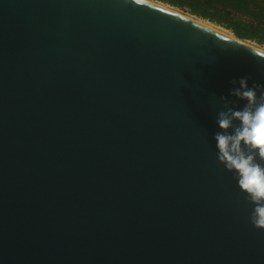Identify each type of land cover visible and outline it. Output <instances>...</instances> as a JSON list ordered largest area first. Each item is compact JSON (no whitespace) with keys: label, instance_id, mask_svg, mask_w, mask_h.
I'll return each mask as SVG.
<instances>
[{"label":"water","instance_id":"95a60500","mask_svg":"<svg viewBox=\"0 0 264 264\" xmlns=\"http://www.w3.org/2000/svg\"><path fill=\"white\" fill-rule=\"evenodd\" d=\"M251 49L147 0H0V264H264L213 138Z\"/></svg>","mask_w":264,"mask_h":264},{"label":"clouds","instance_id":"9594fccd","mask_svg":"<svg viewBox=\"0 0 264 264\" xmlns=\"http://www.w3.org/2000/svg\"><path fill=\"white\" fill-rule=\"evenodd\" d=\"M250 52L264 58V47ZM250 79L232 80L228 96L219 97L224 110L218 112L220 131L213 138L217 160L234 174L239 189L252 205L250 223L264 230V84L253 83L250 87ZM237 100L246 103L236 107Z\"/></svg>","mask_w":264,"mask_h":264},{"label":"trees","instance_id":"16d2710c","mask_svg":"<svg viewBox=\"0 0 264 264\" xmlns=\"http://www.w3.org/2000/svg\"><path fill=\"white\" fill-rule=\"evenodd\" d=\"M189 10L264 47V0H157Z\"/></svg>","mask_w":264,"mask_h":264},{"label":"bare ground","instance_id":"6f19581e","mask_svg":"<svg viewBox=\"0 0 264 264\" xmlns=\"http://www.w3.org/2000/svg\"><path fill=\"white\" fill-rule=\"evenodd\" d=\"M147 1H150L151 3L156 4V5L164 8V9H167V10L173 12V13L182 15V17H186L188 19L190 18V20H192V21H194L196 23H199V24H201V25H203L205 27H208L209 29H212V30H214V31H216V32H218V33H220L222 35H225V36L229 37V38H232V39L238 40L240 42H243L244 44H246V45H248V46H250V47H252L254 49L262 48L260 46L259 47L255 46V44L253 45V44H251V43H249V42H247L245 40L238 39L234 35V33H232L230 30H228V29H226V28H224L222 26H218L216 24H213V22L211 23L209 20H204V19H201V18H198V17L182 14L181 12L176 11L175 9L169 7L168 5L164 4L163 2H160V1H157V0H147Z\"/></svg>","mask_w":264,"mask_h":264},{"label":"rangeland","instance_id":"374dc122","mask_svg":"<svg viewBox=\"0 0 264 264\" xmlns=\"http://www.w3.org/2000/svg\"><path fill=\"white\" fill-rule=\"evenodd\" d=\"M165 4V3H164ZM166 5H168V4H166ZM169 7H171V8H173V9H175L176 11H179V12H181L182 14H186V15H189V16H194L189 10H187V9H180V8H178V7H173V6H171V5H168ZM194 17H197V16H194ZM198 18H200V17H198ZM202 19V18H201ZM204 20H206V19H204ZM212 23V22H211ZM213 24H215V23H213ZM217 25V24H216ZM219 26V25H218ZM247 42H249V43H251V44H255V46H260V47H263V46H261V45H259V44H257V43H255V42H253V41H247Z\"/></svg>","mask_w":264,"mask_h":264}]
</instances>
